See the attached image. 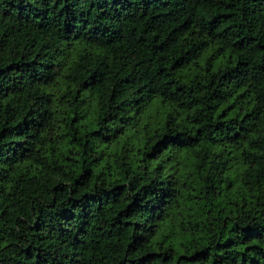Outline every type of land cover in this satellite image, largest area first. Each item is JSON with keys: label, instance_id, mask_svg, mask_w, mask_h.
I'll return each mask as SVG.
<instances>
[{"label": "trees", "instance_id": "1", "mask_svg": "<svg viewBox=\"0 0 264 264\" xmlns=\"http://www.w3.org/2000/svg\"><path fill=\"white\" fill-rule=\"evenodd\" d=\"M0 264H264V0H0Z\"/></svg>", "mask_w": 264, "mask_h": 264}]
</instances>
